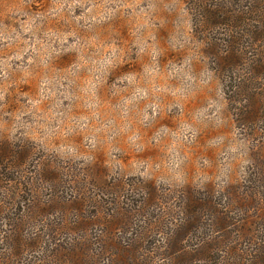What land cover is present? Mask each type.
<instances>
[{
    "label": "rangeland",
    "instance_id": "obj_1",
    "mask_svg": "<svg viewBox=\"0 0 264 264\" xmlns=\"http://www.w3.org/2000/svg\"><path fill=\"white\" fill-rule=\"evenodd\" d=\"M254 258L264 0H0V264Z\"/></svg>",
    "mask_w": 264,
    "mask_h": 264
},
{
    "label": "trees",
    "instance_id": "obj_2",
    "mask_svg": "<svg viewBox=\"0 0 264 264\" xmlns=\"http://www.w3.org/2000/svg\"><path fill=\"white\" fill-rule=\"evenodd\" d=\"M259 95H262V94H259ZM262 106V105H261ZM256 258H254L252 261L248 262V263H241V264H258L256 261H255Z\"/></svg>",
    "mask_w": 264,
    "mask_h": 264
}]
</instances>
